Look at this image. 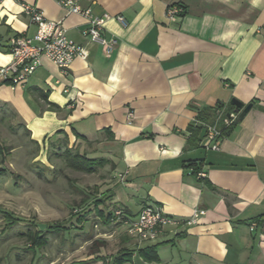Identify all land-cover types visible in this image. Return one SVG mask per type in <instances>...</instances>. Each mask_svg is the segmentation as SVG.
Here are the masks:
<instances>
[{"label":"crops","instance_id":"1","mask_svg":"<svg viewBox=\"0 0 264 264\" xmlns=\"http://www.w3.org/2000/svg\"><path fill=\"white\" fill-rule=\"evenodd\" d=\"M76 2L112 15L102 32L109 49L84 34L82 14L57 0H0V66L12 60L13 36L35 32L25 3L59 20L85 50L67 72L43 56L26 83L0 82V104L42 149L89 145L112 159V202L131 219L146 204L180 220L206 210L196 224L129 242L133 253L122 264H264V0ZM174 4L184 10L169 17ZM233 98L253 106L219 148H208L203 132L191 142L199 113L222 105L198 121L221 127L236 112ZM190 160L201 161L202 176ZM149 247L158 259L145 258Z\"/></svg>","mask_w":264,"mask_h":264},{"label":"rangeland","instance_id":"2","mask_svg":"<svg viewBox=\"0 0 264 264\" xmlns=\"http://www.w3.org/2000/svg\"><path fill=\"white\" fill-rule=\"evenodd\" d=\"M20 121L0 104V264H114L129 242L139 246L126 225L100 213L98 199H108L117 180L113 160L89 145L77 146L86 157L70 159L67 149H42ZM87 157L100 160L92 171L70 164L85 166ZM39 223L48 241L31 247L27 232Z\"/></svg>","mask_w":264,"mask_h":264},{"label":"built area","instance_id":"3","mask_svg":"<svg viewBox=\"0 0 264 264\" xmlns=\"http://www.w3.org/2000/svg\"><path fill=\"white\" fill-rule=\"evenodd\" d=\"M65 6L68 12L82 14L86 18V27L84 34L93 40H97L109 49L110 43L103 36L105 23L112 17L111 14H94L91 7L83 8L76 0H57ZM24 13L30 18V21L36 26L32 35H17L10 40L12 60L0 66V82L9 81L12 88L27 82L28 78L36 71L42 63V57L46 56L58 65L62 71L67 72L72 61L77 56H84V47L71 39L64 26L59 20L49 19L34 4H23ZM183 6L174 4L168 7V16L183 12ZM117 19L126 24L123 15H117ZM130 112L129 116L133 117ZM238 118L237 112H231L230 117L225 118L224 123L229 125ZM203 126V143L208 148L218 149L219 140L223 136L220 126L215 123L198 122ZM203 171L198 175L202 176ZM206 214V210L197 208L193 214L185 220H180L169 215L161 205L146 204L139 211L137 217L127 223V229L130 235L136 238L140 243L146 241H155L164 232L168 226L180 224L193 225L200 221ZM117 219L124 218L123 210L118 209L115 212ZM255 226L253 225L252 228Z\"/></svg>","mask_w":264,"mask_h":264},{"label":"trees","instance_id":"4","mask_svg":"<svg viewBox=\"0 0 264 264\" xmlns=\"http://www.w3.org/2000/svg\"><path fill=\"white\" fill-rule=\"evenodd\" d=\"M18 35H22V34H18ZM15 36H17V35H15ZM10 51H11V44H10ZM221 106L222 105H218L217 108L214 109L213 111L208 109L206 111H202V112L199 113V115L196 118L195 122H193L191 124V126L189 127V130H188V135H189L188 138L190 140H192L191 142H195V140L197 141L198 140V136L200 135V133L203 132V135L205 134L203 126L201 124H199L198 121L204 120V119L212 116V114L216 110L218 111L221 108ZM230 106L235 108V106H233V105H230ZM54 107L57 108L56 104L54 105ZM227 117H228V115L224 116V118L222 119L223 123L221 124V129H222L223 135L230 134L233 131V129L235 128L236 124L240 121L237 118L234 122L230 123L229 125H226L224 123V120ZM65 143H67V142L65 141ZM75 148H76V150H75ZM65 149H67L65 153H66L67 158H69V159L72 158V157H86L85 155H83L82 153H80L77 150V146L75 144L71 148H68V144H66V148ZM60 151H58L56 153H60L61 154L62 152H60ZM87 159H88L89 163H87L85 166H81V165L77 164L74 161H71L70 164H73V166H77V167L82 168V169L87 168V170L92 171L94 165H96L97 163L100 162L99 158H88L87 157ZM189 165L194 167L195 170L193 172L195 174H198V172L201 169L202 163H201V161H198V160H190L189 161ZM108 194H109V195H107L109 197L108 199H112L111 192H109ZM106 198L98 199V200H100V202L102 204H104V207H105V208H102V211L100 212L101 215H103L105 217L103 219V221H105V223H108V220H110V221L114 220L115 222L119 223L118 225L123 224V225L127 226V223L125 221H127V220L131 221L132 219L130 218V214L127 212L126 208L121 207V206H117L116 204H114V206H116V210H118V209H122L123 210L124 218L117 219V217L115 215L116 210L113 211V212L109 211V203H108V199H106ZM86 201H87V199L84 200V202H86ZM107 210H108V212H107ZM9 217L11 218V215ZM109 225H110V223H109ZM49 227H51V225ZM27 237L30 238V240H31V244H30L31 247L43 246L48 241L47 240V231H42V230H40L38 228L36 230H30L29 232H27ZM131 237H133V236L131 235ZM123 249H126V248L124 247ZM121 251H122V249H121ZM127 251H129V250L122 251V252H124L123 255H119L118 257H120V256L121 257L117 258L116 260H114V264H122V263H124V261H129L130 256L132 255L133 252L132 251L127 252ZM141 252L144 253V256H145L146 259H149V260L158 259L157 252H156V250L153 247L141 249Z\"/></svg>","mask_w":264,"mask_h":264},{"label":"water","instance_id":"5","mask_svg":"<svg viewBox=\"0 0 264 264\" xmlns=\"http://www.w3.org/2000/svg\"><path fill=\"white\" fill-rule=\"evenodd\" d=\"M231 103H232V105L235 106V111L239 113V116H238L239 120H241L253 106V103H249V104L245 105L242 101H240L237 98H233L231 100ZM227 115L230 117L231 112H229ZM38 226H39V229L43 231L46 229L47 224L46 223H39Z\"/></svg>","mask_w":264,"mask_h":264}]
</instances>
